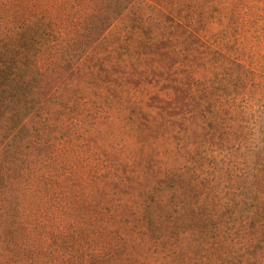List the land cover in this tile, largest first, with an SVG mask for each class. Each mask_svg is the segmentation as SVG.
I'll return each instance as SVG.
<instances>
[{"label": "rangeland", "instance_id": "rangeland-1", "mask_svg": "<svg viewBox=\"0 0 264 264\" xmlns=\"http://www.w3.org/2000/svg\"><path fill=\"white\" fill-rule=\"evenodd\" d=\"M69 1H1L0 264L65 253L68 217L114 264H264V0Z\"/></svg>", "mask_w": 264, "mask_h": 264}, {"label": "trees", "instance_id": "trees-1", "mask_svg": "<svg viewBox=\"0 0 264 264\" xmlns=\"http://www.w3.org/2000/svg\"><path fill=\"white\" fill-rule=\"evenodd\" d=\"M1 1H4V4L2 5V8L3 9H6V12H9L13 9V4L11 3V0H0V6H1ZM81 4L83 6V11H89V12H92V14H97L100 10H103V9H108L110 7V1L109 0H81ZM132 1V0H130ZM79 0H70L68 3L69 7L71 8H76V7H80L79 5ZM20 3V2H19ZM22 3V2H21ZM28 3V2H27ZM130 2H128L126 5H128ZM133 3V1H132ZM25 4H23V6H25ZM29 5V4H28ZM131 5V4H130ZM27 6V5H26ZM133 6V5H132ZM131 6V7H132ZM125 8H127L126 6H123L122 9L120 10L119 12V15L114 19L112 20L110 23H109V26L108 27H105V30H108L113 24L115 25L119 20L123 17L124 15V12H122ZM11 21V20H10ZM113 25V26H114ZM6 32H9L8 30H6ZM104 35V34H103ZM102 35V37H103ZM101 37V38H102ZM46 78V77H45ZM43 80V79H42ZM42 83V82H41ZM41 83H37L36 85H34L33 87H31L24 95L25 98H30L31 100H36V96H37V99L38 101H42L43 99H45L46 96L49 95V91L47 90L43 96L41 97V99L39 98V94H38V91H39V88L41 87ZM55 87V86H54ZM54 87H51V88H54ZM3 137L2 135V132L0 131V139ZM153 164H150V167H152ZM148 168L145 167V168H141L138 173L136 175L133 176V181L131 182V188L134 189V188H139L141 189V191H139L138 193L140 194V198H138L137 201H142L141 202H146L149 197H150V194L149 193H152L153 190L152 188H150L149 186H147L145 184L144 179L145 177H141L142 175L144 174H147L148 173ZM170 175H169V171L167 172L166 175L162 176L163 178H168ZM112 191L114 193H118L122 190H126L125 188H127L128 186V182L127 180H125V178H123V176L121 177L122 181L124 182H120L119 178L117 175H112ZM137 185V186H136ZM146 185V186H145ZM146 193V194H144ZM140 209L142 211H140V213L142 214L143 212V206H139ZM255 208H257L258 210V206H254ZM253 208V207H252ZM261 211L260 212H256L255 213V216L257 217H264V215H260L261 212L264 213V209H260ZM211 219H213V215L211 214L210 215ZM66 219L65 222H62L63 225L65 223L66 225V230L64 228V226L62 227L61 229V233L63 234L61 236L62 239H65V236H68L67 238L69 239L68 242L71 244L70 248L66 250L65 253L61 252V253H58V254H54V253H50L49 254V258H48V262H43L42 264H87V262H91V261H94L95 263L96 262H99V264H114L115 261H114V258L112 259L111 255H112V249L115 246V241L117 240V236L115 235L114 232L109 231L107 229V226L103 229V233L101 232H98L99 235L97 234V231L96 229L94 230L93 233H90V241L92 243V246H97L95 248H88L87 246V241L84 240L85 238H79L78 237V234L80 233V230L79 229H86L88 223L87 222H79V221H75L73 219H71L70 217L68 218H64ZM78 224V226H76V223ZM154 226H157V223H153ZM261 227L260 225H258L257 228ZM262 228V227H261ZM72 234H76V237L74 239L75 241V247L73 246L72 244V241H71V238H70V235ZM104 238V239H102ZM59 241V240H58ZM152 241V239L150 238L149 240H147V242H150ZM60 243V241H59ZM80 245H86L87 248H85L84 250L81 249V247H78ZM137 250L139 248V246L136 247ZM122 256V255H121ZM130 260H132L130 254H127L122 257V261L120 262L121 264H142L141 262L142 261H137V262H134L132 263ZM119 263V264H120Z\"/></svg>", "mask_w": 264, "mask_h": 264}]
</instances>
